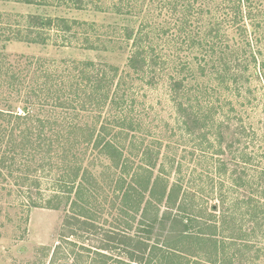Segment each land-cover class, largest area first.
<instances>
[{
	"label": "trees",
	"instance_id": "trees-1",
	"mask_svg": "<svg viewBox=\"0 0 264 264\" xmlns=\"http://www.w3.org/2000/svg\"><path fill=\"white\" fill-rule=\"evenodd\" d=\"M17 1L53 5L48 0ZM88 1L95 10L105 12L99 0ZM235 2L239 12L234 13H240L242 0ZM56 3L66 8L85 7L83 0ZM116 12L132 15L131 9L122 6ZM29 19L38 31L34 36L29 31L27 38H18L17 31L18 40L47 45L53 34L57 47L106 49V33L92 23L38 16ZM176 25L184 31L183 22ZM168 33L162 27L123 30L124 40L131 42L127 71L123 72L94 61L31 58L26 61L27 71L33 67L34 76L23 98L25 113L0 111V139L8 147L0 155V167L8 169V177L15 181L27 207L65 210L94 228L105 214L110 215L119 235L111 238L110 248L123 247L128 255L125 263L100 248L89 260L86 253L90 250L75 253L71 249L67 254L60 251L61 256L56 252L53 263L71 255L75 264H253L264 258V186L254 196H247L246 170H231L224 159L233 145L225 139L231 123L225 117L236 110L231 99L241 95L237 74L232 75L225 65L218 73L217 85L225 90L222 108L211 97L200 101L197 85L190 84L196 79L193 70L190 82L188 77L168 74L169 64L156 44L169 37ZM214 50L210 48L213 55ZM5 62L0 59V74L15 81L18 77L11 67L2 70ZM167 76L175 120L160 128L162 134L156 138L145 126V112L137 108L146 98L142 91L154 89ZM224 106H228L226 112ZM48 108L60 110L62 119L45 115ZM82 113L98 114L97 120L90 126L81 125L76 119ZM243 160L240 158L245 167ZM183 170L194 171L187 176ZM258 179L264 184V171ZM209 195L218 204L204 202ZM115 221L121 223L120 228ZM68 239L64 237L69 247H77Z\"/></svg>",
	"mask_w": 264,
	"mask_h": 264
},
{
	"label": "rangeland",
	"instance_id": "rangeland-1",
	"mask_svg": "<svg viewBox=\"0 0 264 264\" xmlns=\"http://www.w3.org/2000/svg\"><path fill=\"white\" fill-rule=\"evenodd\" d=\"M235 1L99 0L105 10L100 12L95 10L88 0H83L84 9L66 8L58 5L56 0H48L53 5H30L17 0H0V59L6 61L2 70L3 67H11L18 77L14 81L5 74H0V81H4L0 84V111L11 110L19 113L22 110L25 113L23 98L30 91L34 76L33 67L27 71L26 61L29 59L94 61L119 68L123 72L127 71L131 53V42L124 40L123 30L137 32L142 27L146 30L152 27L165 28L169 31V37L159 39L156 44L160 45L159 50L169 64L168 74L174 78L188 77L187 82H190L189 76L193 70L196 79L190 84L192 87L197 85L200 101L205 102L211 97L215 104L222 108L225 98L221 97V93L225 90L217 85L220 84L218 73L223 71L225 65L232 75L237 74L241 95L231 99L236 112L233 111L225 117L231 122L225 139L233 145L231 154L227 153L224 159L231 170H246V195L254 196L255 190L264 186L258 179L264 171V0H249L248 3L242 0L240 13H236L238 15L234 13L235 10L239 12ZM118 6H122L126 11L131 9L132 15L117 13ZM32 16L92 23L101 33H106V37H103V40L106 39V49L89 51L57 47L53 45V34L47 45L18 40L27 38L29 31H32L31 36L38 31L33 28L34 23L29 19ZM249 16L252 19H249ZM178 22L184 23L185 26L181 25L183 32L179 27H175ZM17 31L19 36L16 35ZM192 43L193 50H189ZM212 47L215 48L214 55L210 53ZM182 68L186 69L181 74ZM168 78L167 76V79L154 89L142 91L146 98L141 99L142 106L137 108L145 112V126H148L151 135L156 138H159L158 134H162L160 128L172 124L175 120L168 101ZM19 80H22L24 85H21ZM19 89L21 91H18ZM228 106H224V112ZM30 110L35 112L34 108ZM47 110L49 113L46 112L45 115L48 117L62 119L60 110ZM97 116L95 113H82L76 121L81 125L90 126L97 120ZM2 124L0 120V125ZM1 143L0 155L3 156L8 147ZM240 158L244 159L245 167L241 166ZM0 170V264H75L73 255L66 259L60 257L53 263L54 256L58 251V256H61L63 253H70L71 249H74L75 253L88 249L91 253L86 255L92 260L95 258L94 253L100 248H106V252L111 254L114 260L128 262L127 250L116 246L110 248L113 245L110 244L111 238L119 236L117 229L113 227L114 217L105 214V218L94 228L84 225L85 221L81 224V220L78 221L65 210L29 209L19 197V188L15 186V181L8 177V169L6 171L0 167ZM193 171L183 170V173L189 176ZM10 190H13L12 195ZM203 201L210 205L218 204L213 195ZM115 224L120 228L119 221H115ZM152 236L154 238V235ZM64 237H69L68 240L77 247H69L64 242ZM82 248L84 250H81ZM87 262L85 263H90ZM111 264L116 263L113 261ZM253 264H264V258Z\"/></svg>",
	"mask_w": 264,
	"mask_h": 264
},
{
	"label": "built area",
	"instance_id": "built-area-1",
	"mask_svg": "<svg viewBox=\"0 0 264 264\" xmlns=\"http://www.w3.org/2000/svg\"><path fill=\"white\" fill-rule=\"evenodd\" d=\"M22 113H23L22 110H20V111H19V115H22Z\"/></svg>",
	"mask_w": 264,
	"mask_h": 264
}]
</instances>
